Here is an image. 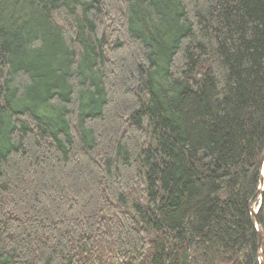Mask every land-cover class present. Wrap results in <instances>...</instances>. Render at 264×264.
<instances>
[{
  "label": "trees",
  "instance_id": "trees-1",
  "mask_svg": "<svg viewBox=\"0 0 264 264\" xmlns=\"http://www.w3.org/2000/svg\"><path fill=\"white\" fill-rule=\"evenodd\" d=\"M263 151L264 0H0V264H259Z\"/></svg>",
  "mask_w": 264,
  "mask_h": 264
},
{
  "label": "water",
  "instance_id": "water-1",
  "mask_svg": "<svg viewBox=\"0 0 264 264\" xmlns=\"http://www.w3.org/2000/svg\"><path fill=\"white\" fill-rule=\"evenodd\" d=\"M263 171H264V151L262 152L261 154V157H260V179H259V188H258V197H259V204H258V207H254V205L250 206V213L252 214L253 216V219H254V222H255V228H256V231H257V235H258V241H257V256H258V262L259 264H262V260H261V243H262V231L260 229V226H259V222H258V219H257V213L259 211V208H260V205H261V195H262V191L264 189V176H263Z\"/></svg>",
  "mask_w": 264,
  "mask_h": 264
},
{
  "label": "rangeland",
  "instance_id": "rangeland-1",
  "mask_svg": "<svg viewBox=\"0 0 264 264\" xmlns=\"http://www.w3.org/2000/svg\"><path fill=\"white\" fill-rule=\"evenodd\" d=\"M260 174H261V172H260ZM262 174H263V176H264V171H263V173H262ZM254 207L256 208V207H258V205H257V206H256V205H254Z\"/></svg>",
  "mask_w": 264,
  "mask_h": 264
}]
</instances>
